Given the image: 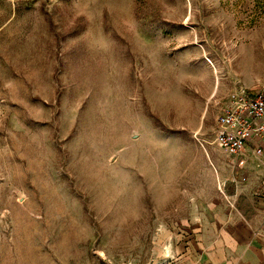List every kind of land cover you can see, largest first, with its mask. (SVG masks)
<instances>
[{
  "label": "rangeland",
  "instance_id": "1",
  "mask_svg": "<svg viewBox=\"0 0 264 264\" xmlns=\"http://www.w3.org/2000/svg\"><path fill=\"white\" fill-rule=\"evenodd\" d=\"M238 86L264 0H0V264H195Z\"/></svg>",
  "mask_w": 264,
  "mask_h": 264
},
{
  "label": "crops",
  "instance_id": "2",
  "mask_svg": "<svg viewBox=\"0 0 264 264\" xmlns=\"http://www.w3.org/2000/svg\"><path fill=\"white\" fill-rule=\"evenodd\" d=\"M257 147L264 145L249 143L238 171L213 147L200 154L204 167L215 169H206L214 182L210 196L182 233L192 242L195 264H264V154L255 156Z\"/></svg>",
  "mask_w": 264,
  "mask_h": 264
},
{
  "label": "built area",
  "instance_id": "3",
  "mask_svg": "<svg viewBox=\"0 0 264 264\" xmlns=\"http://www.w3.org/2000/svg\"><path fill=\"white\" fill-rule=\"evenodd\" d=\"M213 144L229 162L234 161L235 171L242 169L251 141L264 145V86L251 89L238 86L227 97L217 118ZM253 154L261 157L263 147H257Z\"/></svg>",
  "mask_w": 264,
  "mask_h": 264
}]
</instances>
